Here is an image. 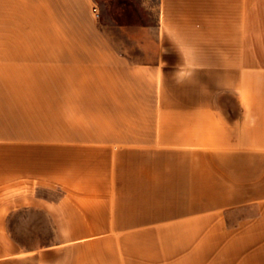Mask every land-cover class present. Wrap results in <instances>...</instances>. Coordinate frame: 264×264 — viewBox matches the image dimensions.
<instances>
[{
    "label": "crops",
    "instance_id": "1",
    "mask_svg": "<svg viewBox=\"0 0 264 264\" xmlns=\"http://www.w3.org/2000/svg\"><path fill=\"white\" fill-rule=\"evenodd\" d=\"M157 1L0 0V264H264V0Z\"/></svg>",
    "mask_w": 264,
    "mask_h": 264
},
{
    "label": "rangeland",
    "instance_id": "2",
    "mask_svg": "<svg viewBox=\"0 0 264 264\" xmlns=\"http://www.w3.org/2000/svg\"><path fill=\"white\" fill-rule=\"evenodd\" d=\"M97 3L99 4V6H101V11L106 15L107 13L111 14L113 13V0H96ZM120 1L119 4L121 5L122 3H124V6L129 5L130 3L132 4V6L137 9V10H141V14H143V18L146 21L149 22H153L156 20L157 14H158V7H157V0H150L149 4V8L148 9H143L142 3L143 0H118ZM123 5V4H122ZM100 12V9H99ZM101 14V12H100ZM102 18V14L100 15Z\"/></svg>",
    "mask_w": 264,
    "mask_h": 264
},
{
    "label": "built area",
    "instance_id": "3",
    "mask_svg": "<svg viewBox=\"0 0 264 264\" xmlns=\"http://www.w3.org/2000/svg\"><path fill=\"white\" fill-rule=\"evenodd\" d=\"M95 15H96L97 17H99V16H100V12H99V10H98V8H97V7L95 8Z\"/></svg>",
    "mask_w": 264,
    "mask_h": 264
}]
</instances>
